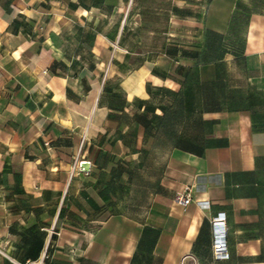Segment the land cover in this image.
Returning <instances> with one entry per match:
<instances>
[{
  "label": "crops",
  "instance_id": "obj_1",
  "mask_svg": "<svg viewBox=\"0 0 264 264\" xmlns=\"http://www.w3.org/2000/svg\"><path fill=\"white\" fill-rule=\"evenodd\" d=\"M158 11L199 44L135 54L136 0H0V264H264V0Z\"/></svg>",
  "mask_w": 264,
  "mask_h": 264
},
{
  "label": "rangeland",
  "instance_id": "obj_2",
  "mask_svg": "<svg viewBox=\"0 0 264 264\" xmlns=\"http://www.w3.org/2000/svg\"><path fill=\"white\" fill-rule=\"evenodd\" d=\"M160 0H136V7L140 14L134 20L133 30L129 31L133 39L132 51L135 54L144 51L155 55L164 46L167 50H183L184 46H197L199 39L194 35L176 34L166 30L167 20L164 15H159L158 5ZM167 41V45H165ZM115 47L113 49H117Z\"/></svg>",
  "mask_w": 264,
  "mask_h": 264
},
{
  "label": "built area",
  "instance_id": "obj_3",
  "mask_svg": "<svg viewBox=\"0 0 264 264\" xmlns=\"http://www.w3.org/2000/svg\"><path fill=\"white\" fill-rule=\"evenodd\" d=\"M113 48L117 47V44H112ZM81 143L79 144L78 152L73 156L71 164H70V176H72L75 172L80 169V162L83 160L81 154L79 153ZM191 192L190 188L186 186L180 192H176L174 195V201L185 207L191 202ZM196 205L199 208H207L208 202L207 200H197ZM211 225L213 230V241H212V250L213 255L216 260H222L227 256L226 252V240H225V214L224 212H218L215 216L211 218ZM0 238V243H1ZM0 254L5 256V253L2 251L0 247ZM12 259V258H11ZM184 259V258H183Z\"/></svg>",
  "mask_w": 264,
  "mask_h": 264
},
{
  "label": "water",
  "instance_id": "obj_4",
  "mask_svg": "<svg viewBox=\"0 0 264 264\" xmlns=\"http://www.w3.org/2000/svg\"><path fill=\"white\" fill-rule=\"evenodd\" d=\"M89 168V162L88 161H85V160H82L80 162V169L85 171Z\"/></svg>",
  "mask_w": 264,
  "mask_h": 264
}]
</instances>
